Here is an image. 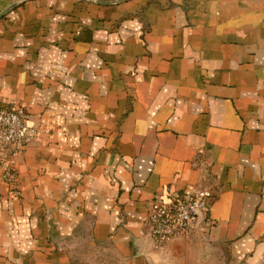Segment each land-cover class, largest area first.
<instances>
[{"label":"crops","instance_id":"1","mask_svg":"<svg viewBox=\"0 0 264 264\" xmlns=\"http://www.w3.org/2000/svg\"><path fill=\"white\" fill-rule=\"evenodd\" d=\"M2 11L0 104L36 135L0 184V264H264V0ZM199 187L208 211L155 245L149 201Z\"/></svg>","mask_w":264,"mask_h":264},{"label":"built area","instance_id":"2","mask_svg":"<svg viewBox=\"0 0 264 264\" xmlns=\"http://www.w3.org/2000/svg\"><path fill=\"white\" fill-rule=\"evenodd\" d=\"M36 129L28 127L24 117L13 107L0 104V184L17 193L15 160L35 137ZM213 200L208 187L184 194L170 193L167 199L152 198L147 207L149 236L159 246L171 238L184 235L200 213L207 212Z\"/></svg>","mask_w":264,"mask_h":264},{"label":"water","instance_id":"3","mask_svg":"<svg viewBox=\"0 0 264 264\" xmlns=\"http://www.w3.org/2000/svg\"><path fill=\"white\" fill-rule=\"evenodd\" d=\"M105 2V1H104ZM5 11H7V10H5ZM5 11H2L1 13H0V16L3 14V13H5Z\"/></svg>","mask_w":264,"mask_h":264}]
</instances>
